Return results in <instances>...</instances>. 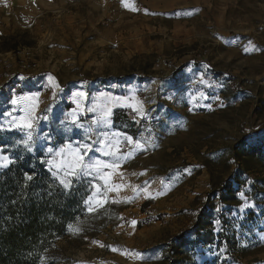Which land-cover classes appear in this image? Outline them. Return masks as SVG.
<instances>
[{"label": "rangeland", "instance_id": "1", "mask_svg": "<svg viewBox=\"0 0 264 264\" xmlns=\"http://www.w3.org/2000/svg\"><path fill=\"white\" fill-rule=\"evenodd\" d=\"M18 47L36 49L38 67L0 79V87L15 77L20 84L0 96V131L30 132L54 173L49 162L59 165L68 157L57 153L77 142L93 145L85 164L112 163L95 150L102 132L117 134L122 154L99 176L57 174L92 179L85 207L113 206V224H74L41 264H165L161 246L191 225L207 193L232 180L230 149L264 133V0H0V53ZM34 93L38 119L22 130L13 120L23 105L12 100ZM101 93L134 96L141 111L115 105L107 127L94 124L98 114L86 109ZM116 110L131 112L127 126L114 123ZM242 177L263 182L242 185L223 212L240 250L197 249L198 263L264 264V162Z\"/></svg>", "mask_w": 264, "mask_h": 264}, {"label": "trees", "instance_id": "2", "mask_svg": "<svg viewBox=\"0 0 264 264\" xmlns=\"http://www.w3.org/2000/svg\"><path fill=\"white\" fill-rule=\"evenodd\" d=\"M15 78L0 87V96L8 88L20 91V84L13 82ZM121 113L114 111V123L127 126L129 123ZM263 134L252 143L241 140L230 149L237 164L232 180H225L219 189L207 193L204 204L196 209L191 225L161 246L165 264H217L218 258L202 263L196 260L199 249L212 245L229 254L240 250L235 231L223 212L228 210L229 202L237 199L242 185L250 182V188L257 189L255 181L263 182L242 177L253 169L254 163L264 162ZM24 140L17 131H0L1 152L12 161L0 170V264H41L44 253L66 237L70 228L80 221L89 220L98 228L113 224L110 219L113 206L92 212L85 207L92 179L73 180L66 188L48 169L49 155L33 141L29 142V150ZM29 175L31 180L27 179ZM213 200L218 209L216 213L215 205L210 204ZM250 214L248 212L246 216ZM216 220L218 226L214 225ZM241 224L250 229L249 219ZM251 226H255L254 223Z\"/></svg>", "mask_w": 264, "mask_h": 264}, {"label": "snow or ice", "instance_id": "3", "mask_svg": "<svg viewBox=\"0 0 264 264\" xmlns=\"http://www.w3.org/2000/svg\"><path fill=\"white\" fill-rule=\"evenodd\" d=\"M123 2V0H122ZM49 80H52V77H49ZM38 93H34L30 96H23L19 97L17 99L12 100L13 105H23L21 108V111L24 112V116H21L17 119L13 120V124H15L20 129H28L31 130L34 126V123L37 121V117L35 116V111L38 106L37 104V97ZM53 96L55 97V93H53ZM76 96L78 98H82L85 96V93L78 92L76 93ZM132 101H136V98L133 97H112L110 95L101 93L99 97V102H97L93 107L87 108L86 111L89 113H97L96 119L93 121L94 124L97 125H103L104 127H107L110 124V118L113 114V106L115 105H121V106H127L132 108L133 111H136L137 113H140L141 111V105L139 101H136L133 103ZM27 102V103H25ZM77 108H80V104L77 101ZM72 123H76V118L73 116ZM101 138L97 139L95 141L96 144H98L100 147L96 148L95 150L98 152H101L105 157H112L113 162L112 163H106L102 161H95L92 164H85L84 159L87 156V154L91 151H93V145L86 143V142H77L76 146L71 145H65L64 148H62L57 155L64 156L67 155V159H62L61 163L59 165L52 164L50 161L49 163L52 165V167L56 168V172L54 175L59 174L60 172L64 173L65 177H77L81 174L85 176L92 175L93 172L96 173L97 176L100 175L101 171L103 169H115L119 166V161L121 158V153L118 147V136L115 133H108V132H102L100 134ZM30 140L31 135L29 132V135L27 139H25L23 142L25 144V147L30 150ZM129 142H132V138L128 137ZM135 145L137 148L141 146L140 141H136ZM107 149V150H106ZM51 151V150H50ZM12 161L8 156H3L0 158V168L8 167ZM105 180V186L107 187L108 181L110 179V175H106L101 177ZM27 179L31 180L32 177L29 175L27 176ZM60 183L64 185L66 188L70 187L71 181L66 179H61ZM109 191H119L120 187L117 186L115 188H109ZM243 196V194H241ZM106 201L103 200H97L96 203L103 207L104 203ZM86 203L90 204L91 200L87 201ZM245 206H247V202H245ZM88 211L91 212L93 209L91 207L88 208ZM133 224L136 222L133 221Z\"/></svg>", "mask_w": 264, "mask_h": 264}, {"label": "built area", "instance_id": "4", "mask_svg": "<svg viewBox=\"0 0 264 264\" xmlns=\"http://www.w3.org/2000/svg\"><path fill=\"white\" fill-rule=\"evenodd\" d=\"M36 54L37 50L31 47H18L12 51L0 53V79L11 73L35 71L38 67ZM123 115L127 120L133 119L129 110H125Z\"/></svg>", "mask_w": 264, "mask_h": 264}, {"label": "bare ground", "instance_id": "5", "mask_svg": "<svg viewBox=\"0 0 264 264\" xmlns=\"http://www.w3.org/2000/svg\"><path fill=\"white\" fill-rule=\"evenodd\" d=\"M10 3V2H9ZM60 12V11H59Z\"/></svg>", "mask_w": 264, "mask_h": 264}]
</instances>
